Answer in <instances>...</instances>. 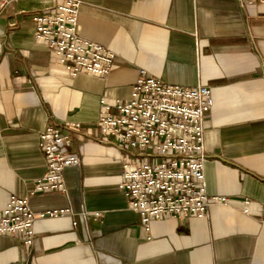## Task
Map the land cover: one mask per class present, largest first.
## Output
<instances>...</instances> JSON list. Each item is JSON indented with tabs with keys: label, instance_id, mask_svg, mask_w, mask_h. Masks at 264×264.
<instances>
[{
	"label": "crops",
	"instance_id": "crops-1",
	"mask_svg": "<svg viewBox=\"0 0 264 264\" xmlns=\"http://www.w3.org/2000/svg\"><path fill=\"white\" fill-rule=\"evenodd\" d=\"M78 1L81 37L115 55L106 77L72 75L36 41L33 17L58 0H0V210L18 197L68 211L37 218L30 246L0 235V264H264V0ZM142 73L210 88L207 193L228 199L149 231L119 189L123 147L97 123L101 100H128ZM49 126L70 134L79 164L64 190L35 193Z\"/></svg>",
	"mask_w": 264,
	"mask_h": 264
},
{
	"label": "built area",
	"instance_id": "built-area-1",
	"mask_svg": "<svg viewBox=\"0 0 264 264\" xmlns=\"http://www.w3.org/2000/svg\"><path fill=\"white\" fill-rule=\"evenodd\" d=\"M79 14L78 0H58L55 7L33 17L35 39L72 75L106 77L115 55L81 37L77 28ZM212 103L207 86L170 85L147 73L139 76L128 100L113 104L101 100L97 122L100 132L112 137L125 152L119 189L146 231L155 220L204 218L212 206L228 202L225 197L207 193L204 120ZM65 127L74 131L80 124ZM69 144L70 134H64L61 128L49 126L40 134L46 171L35 182V193L64 190L63 170L79 164L78 157L69 152ZM67 212L36 213L28 198L12 197L0 210V235L18 237L30 246L37 218ZM244 212L248 213V209Z\"/></svg>",
	"mask_w": 264,
	"mask_h": 264
}]
</instances>
